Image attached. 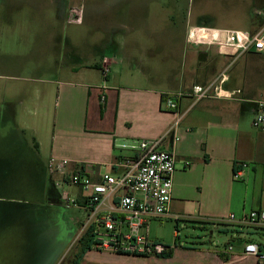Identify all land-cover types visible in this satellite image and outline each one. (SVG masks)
I'll list each match as a JSON object with an SVG mask.
<instances>
[{
  "label": "crops",
  "instance_id": "1",
  "mask_svg": "<svg viewBox=\"0 0 264 264\" xmlns=\"http://www.w3.org/2000/svg\"><path fill=\"white\" fill-rule=\"evenodd\" d=\"M80 6L81 22L73 24L82 29L69 33L65 27L69 10ZM19 26L24 28L27 47L36 39L30 51L57 64L67 62L70 69L56 81L58 107L50 143L48 136L39 138L44 128L38 123L27 128L34 134L36 154L49 152L46 167L58 159L70 161L72 171L82 167L95 175L115 173L120 157L134 155L123 146L138 140L164 139L161 148L176 156L170 215L149 219L148 232L142 228V235L165 245L169 256L93 248L79 259L87 221L68 215L70 207L64 205L57 184L61 177L45 168L50 188L43 206L55 211L56 220L46 223L48 227L39 220L27 222L28 228H40L41 234L53 238L28 257L31 264H264L259 257L242 253L252 242L264 256V243L255 239L264 231L241 221L252 210L264 211V134L252 125L264 101V52L233 57L225 55L219 44L187 42L192 27L255 35L264 29V0H0V46L16 44ZM2 48L0 53L11 54V47ZM4 61L14 62L3 55L0 63ZM164 68L172 70L164 76L160 72ZM222 75L226 81L219 84ZM216 81L222 96L196 102L193 87ZM178 93L184 94L178 101L183 119L175 126L178 113L163 100ZM41 107H35L32 115ZM231 214L234 221L229 220ZM172 217L192 221L199 229L230 226L226 231L232 232L233 241L225 249H213L203 237L181 242L178 228L167 243L150 234ZM229 246L233 250L226 253ZM3 252L0 264H14L16 257Z\"/></svg>",
  "mask_w": 264,
  "mask_h": 264
},
{
  "label": "rangeland",
  "instance_id": "2",
  "mask_svg": "<svg viewBox=\"0 0 264 264\" xmlns=\"http://www.w3.org/2000/svg\"><path fill=\"white\" fill-rule=\"evenodd\" d=\"M81 9L83 11L82 6ZM68 18L70 19V13ZM74 24L66 21L65 27L69 33L71 30L82 29L81 26ZM32 30H36V26H32ZM16 33L15 45L0 46L3 47V51L9 47L12 50L11 54L0 53V58L4 55L14 60L10 64L5 61L0 63V251L15 256L16 259L12 260L14 264H31L32 261L28 257L32 256L35 250L37 252L43 250L46 241L51 242L53 238L50 239L48 233L47 237L41 234L40 228H35L34 231L28 228L27 222L32 220L35 223L39 220L41 225L48 227L46 223L55 221L56 215L55 211L49 212L43 206L49 199L46 196L50 187L48 183L45 184V179L49 175L45 172L49 152L36 154L34 134L27 128L38 123L39 128L41 126L44 128L43 131H39V138L48 136L47 143H50L58 107L56 81L59 74L63 73L64 76L70 69L67 62L57 64L50 58L42 59L44 54L30 51L36 39L32 38L27 47L24 42L23 26H19ZM171 70L164 68L160 69V72L165 76ZM126 71L133 72L134 69L126 68ZM232 74H235L236 78V67L234 70L232 68ZM96 75L100 80L99 73ZM41 102L44 103L43 107L38 106ZM35 107L41 108L37 109L34 116L32 111ZM16 127L20 131H16ZM48 149L49 146L46 150ZM57 182L60 185V194L67 192L73 199L81 195L79 188L69 182H62L60 179ZM66 211L75 220L87 221V213L82 208L70 206ZM195 225L192 221L183 219L176 221L172 217L156 225L150 234L152 236L155 234L159 241L167 243L178 228L181 242H193L203 237L207 245L213 249H225L233 241L232 232L226 231L230 226L216 225L199 229ZM144 231L141 230V234ZM255 239L264 243L262 235H256ZM30 243L34 244L32 249H29Z\"/></svg>",
  "mask_w": 264,
  "mask_h": 264
},
{
  "label": "built area",
  "instance_id": "3",
  "mask_svg": "<svg viewBox=\"0 0 264 264\" xmlns=\"http://www.w3.org/2000/svg\"><path fill=\"white\" fill-rule=\"evenodd\" d=\"M69 13L70 23L81 22V6L71 8ZM187 42L196 46L219 44L225 55L233 57L252 51L263 53L264 29L249 35L242 31L192 27L188 30ZM103 72L106 76L107 70ZM219 79V84L226 81L225 75ZM218 83L193 87L192 97L196 102L221 97ZM183 97L182 93L164 96L166 107L178 113L175 126L183 119V115L178 112V101ZM252 125L264 134V101L259 103ZM163 140H144L128 147L123 146L133 151L134 155L120 157L115 173L95 175L81 168L72 171L68 160L49 161L47 168L51 175L61 177L62 182H69L81 191L76 199L65 192L63 203L66 207L82 208L87 213L86 224L93 227L97 250L136 256H161L167 252L165 245L151 242L141 234L142 228L148 232L149 219L170 215L176 156L172 151L161 148ZM174 141H178V138L174 137ZM234 178H239L238 172ZM235 219L234 214L229 216L230 221ZM241 221L253 229L264 231L263 210H252ZM232 250L233 247L229 246L225 252ZM242 253L264 260L256 243H246Z\"/></svg>",
  "mask_w": 264,
  "mask_h": 264
},
{
  "label": "trees",
  "instance_id": "4",
  "mask_svg": "<svg viewBox=\"0 0 264 264\" xmlns=\"http://www.w3.org/2000/svg\"><path fill=\"white\" fill-rule=\"evenodd\" d=\"M81 169H83L81 167ZM234 173H236V170H234ZM177 230V229H176ZM79 245H80V255H79V259L89 250H92L93 248H95L96 245V241H95V235L93 233V227H88V229L86 230L85 234L83 235V237L80 239L79 241ZM170 253H164L163 255H161L162 257L164 256H169Z\"/></svg>",
  "mask_w": 264,
  "mask_h": 264
}]
</instances>
